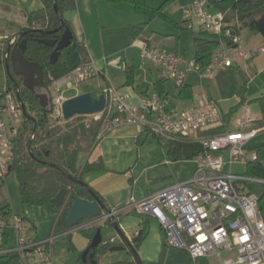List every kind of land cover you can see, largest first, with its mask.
<instances>
[{
	"label": "crops",
	"instance_id": "1",
	"mask_svg": "<svg viewBox=\"0 0 264 264\" xmlns=\"http://www.w3.org/2000/svg\"><path fill=\"white\" fill-rule=\"evenodd\" d=\"M164 1L153 6L148 0V4L152 8H159ZM191 1L176 0L165 9L168 19L155 17L149 20L128 2L75 0L76 7L65 11L63 15L75 36V41L63 52L68 70L92 61L100 71L99 75L92 77L97 78L100 90L105 85L113 86L125 96L128 106H140L146 96L159 94L157 83L162 79L159 66L142 58L141 48L144 43L174 51L187 59H194L193 36L203 29L199 25L190 28L185 24L184 7ZM42 7L41 0H21L17 7L18 17L12 21L11 33L0 37H12L17 34L20 27L27 25L28 13ZM210 11L219 12L215 8ZM138 25H144V28L140 35L135 36L133 28ZM238 37V43L248 50V55H238L229 50L228 55L233 65L223 68L214 78H208L193 70L187 74L182 86L169 79L160 84L164 91L162 97L167 101V108L171 112L179 113L216 102L221 112L216 122L203 127L187 140L161 138L147 128L135 124H123L107 132L104 128L101 130L97 143L80 164L86 160L90 163L103 162V170L86 172L83 180L104 198L109 208H117L142 199L149 193L190 181L197 168L196 157L203 149L202 138L218 135L211 133L212 130L221 126H226L225 132L245 130L240 126L239 120L248 116L254 117L257 120L255 125H259L257 123L262 119V110L255 100L264 96V89L256 91V84L264 80V52L259 51L264 44V26L256 31L243 27ZM76 43L86 48L87 57L80 52ZM127 67L134 68L133 84L128 83ZM244 81L247 82V87L241 95L239 92ZM185 86H188L192 93L189 98L180 96ZM234 107H237L235 113L225 120L224 116ZM112 113H116V105H113ZM27 218L36 228L34 220ZM118 220L130 238L141 231L144 222L148 223V233L138 248L143 264H195V260L185 250L166 242L165 232L155 218L136 209H129L120 213ZM97 225L102 226L104 241L121 242L114 228L105 225V221ZM10 231L15 235L14 241H11V237L8 243H3L0 239V249L2 246H15L16 232L14 229ZM70 235L75 249L61 251L55 244L52 264H77L82 252L91 243L82 233L71 231ZM29 236L45 237L38 234ZM133 260L135 258L128 249L109 250L100 257L99 263L115 264ZM205 260L208 264L217 263Z\"/></svg>",
	"mask_w": 264,
	"mask_h": 264
},
{
	"label": "built area",
	"instance_id": "2",
	"mask_svg": "<svg viewBox=\"0 0 264 264\" xmlns=\"http://www.w3.org/2000/svg\"><path fill=\"white\" fill-rule=\"evenodd\" d=\"M184 19L190 28L196 22L201 29L218 34L227 26L223 13L211 12L203 0H192L187 4L184 7ZM227 34L232 37L236 46L222 45L206 71H202L194 59H187L174 51L149 43L142 45L141 56L159 66L162 79L175 80L181 86L187 74L193 70L208 78H214L223 68L233 65L228 55L229 50L238 55L246 56L249 53L238 43L237 34L233 35L230 30H227ZM9 41L16 40L10 37ZM259 51L264 52V44ZM99 73L97 66L88 61L54 80L52 87L56 95L51 93L54 109L60 110L66 100L64 86L75 88ZM101 92L107 100V116L104 120L106 132L123 124H135L147 128L161 138L187 140L221 116L216 102L173 113L167 108V101L157 93L146 96L140 106H128L125 96L115 87L105 85L101 87ZM113 105H116L114 114ZM103 112L93 114L94 118L100 119ZM22 120L24 121V113L19 89L9 88L5 84L0 87V189L10 173L14 159V140L21 128L18 129L17 124ZM256 122L255 118L248 116L239 120L240 126L245 130L203 137V149L196 157L197 168L190 181L149 193L142 199L113 208L101 219L81 221L65 235L71 231L88 229L101 221L118 218L126 210L136 209L155 218L165 232L166 242L185 250L195 261L209 259L217 262L210 264H264V215L260 206L261 198L248 185L249 181L264 183V180L232 170L235 162L258 161L256 151L250 156L246 153L247 143L264 129L255 125ZM221 150H229L230 171H224L227 161L223 156L214 155ZM27 227V223L20 216H6L0 210L1 241L6 228L16 232L15 246H2L0 254H18L19 260L15 264H52L53 247L60 236L50 235L40 239L23 235L22 232Z\"/></svg>",
	"mask_w": 264,
	"mask_h": 264
},
{
	"label": "trees",
	"instance_id": "3",
	"mask_svg": "<svg viewBox=\"0 0 264 264\" xmlns=\"http://www.w3.org/2000/svg\"><path fill=\"white\" fill-rule=\"evenodd\" d=\"M43 7L39 10L29 12L28 22L26 26L19 28V32H24V35L18 40H27V49L25 57L34 62H39L44 67L45 84L50 88L53 81L61 78L69 72L66 63L63 59L64 48L60 51L57 61L52 64L49 60L51 53L54 51L57 43L62 37L66 28L71 32L67 21L64 18V12L76 7L75 0H41ZM109 2L119 3L128 2L134 5L136 11L148 17L149 20L155 17L167 18L165 9L176 0H165L159 8H152L148 4V0H106ZM55 3L58 13L55 11ZM208 6L222 12L227 26L218 34L208 30H200L193 36L194 43V60L200 66L202 71H206L213 60L216 51L222 46H236V43L231 36L227 34L230 30L233 35L239 33L243 27L250 28L254 31L259 30L264 26V0H208ZM58 31H55L58 29ZM144 25L134 26L133 33L135 36L140 35ZM11 37V36H10ZM7 37L2 49V64L5 69V53L7 49ZM56 40L54 46L47 45L42 40ZM71 44L75 41L74 33L72 32ZM80 52L87 57L86 48L76 43ZM1 57V58H2ZM88 62V61H87ZM127 80L129 84L134 83V68L127 67ZM12 76L6 70V84L9 88L19 89L20 98L26 103L27 111L31 115L26 120L25 126L20 128V133L14 140V159L11 165L10 172L16 171L21 189V198L24 204H47L52 203L54 198L61 189L68 190L65 201L62 205L56 206L58 216L51 235H58L59 238H67L70 249H75L71 235L66 232L74 227L68 226L67 217L73 205L75 198L82 197L94 199L89 189V185L84 184L83 175L86 172L94 170H103L104 164L102 161L90 163L88 160L79 164V156L84 152V146L81 143V138L89 140L88 152L97 143V137L104 128V120L107 116V109L102 113L100 119H93L89 129L84 125H80L82 129H73L68 124L66 130L55 128L49 121V115L53 112L54 107H43L40 99L35 92L26 88L23 84V77L16 76L10 69ZM166 79H160L157 83L158 93L162 96L164 91L160 84ZM40 87L36 88L39 91ZM246 90V81L240 89V94L243 95ZM192 93L188 86L182 88L180 96L183 98L191 97ZM261 106L262 119L259 120V125L264 127V96L255 100ZM237 107L230 110L229 114L225 115V120L230 118L236 111ZM82 116V115H79ZM226 131V126H221L211 131V133L219 134ZM87 152V153H88ZM42 161L50 162L53 165H47ZM57 165L58 167H56ZM247 173L252 177L264 178V164L258 161L247 162ZM72 176L73 178H69ZM99 200L105 204L104 198L95 190H93ZM106 205V204H105ZM0 210L6 215H13L11 205L8 201L0 200ZM92 219V217L88 218ZM86 219V220H88ZM118 220V218H116ZM85 221V220H83ZM119 221V220H118ZM105 225L112 226V219L105 221ZM102 226L94 225L88 229H83L80 232L90 240L94 237L97 229ZM113 227V226H112ZM148 233V223L144 222L141 227V235L138 241L134 243L135 249L138 251L140 243ZM11 237V231L6 228L2 235L3 243H8ZM121 243V242H120ZM115 241H102L100 245L91 250L94 253V258L99 263L100 257L108 252L110 248L116 244ZM131 255L132 252L129 251ZM19 260V255L16 253L0 254V264H15ZM195 264H208L205 259H198ZM77 264H85L81 258ZM115 264H137L133 261H121Z\"/></svg>",
	"mask_w": 264,
	"mask_h": 264
},
{
	"label": "water",
	"instance_id": "4",
	"mask_svg": "<svg viewBox=\"0 0 264 264\" xmlns=\"http://www.w3.org/2000/svg\"><path fill=\"white\" fill-rule=\"evenodd\" d=\"M55 11L56 13H58L56 3ZM58 30L59 28L55 31ZM23 35L24 32H18L17 34L12 36V38H15L16 41H9L7 44V55L5 57L6 70L11 76L12 73L10 72V69H12L13 73L16 76L23 77L24 86L35 92L36 96L40 99L41 105L43 107H49L50 105H52V95L50 88L45 84L44 67L41 63L30 61L25 57L27 40L23 39L21 41H18ZM71 40L72 32L68 28L64 30L62 37L58 43L56 42V40H42L43 43L50 46H54L57 43L54 51L49 57V60L52 64L57 61L60 51L71 45ZM37 87H40L39 91H36ZM106 103V96L103 93L99 96H94L92 93L88 92L83 93L66 99L62 103V115L64 119L69 120L75 115L98 114L105 110ZM21 104L24 113V121L21 127H24L26 120L30 118L31 115L28 113L27 105L22 99ZM42 163L50 166L53 165L52 163L45 161H42ZM55 166L58 167L57 165ZM69 178L72 179L73 177L69 176ZM89 191L94 198L93 200L82 197L75 198L67 217L69 227L77 226L81 221L86 220L90 217L101 219L105 214H109L111 212V208L103 204L92 189H89ZM67 193L68 190L66 188L61 189L53 200L54 204L56 206L62 205L66 199ZM112 226L116 231L117 236L120 238L121 244L112 246L110 250L121 251L128 249L132 252L137 264H143L141 258L139 257L138 251L134 247V243L140 238L141 231L138 232V234L133 238H130L121 228L120 223L116 218L112 219ZM103 240L102 228L99 227L96 234L92 238L90 245L81 254V258L85 264H97V260L94 258V253H91L90 251L95 250Z\"/></svg>",
	"mask_w": 264,
	"mask_h": 264
},
{
	"label": "rangeland",
	"instance_id": "5",
	"mask_svg": "<svg viewBox=\"0 0 264 264\" xmlns=\"http://www.w3.org/2000/svg\"><path fill=\"white\" fill-rule=\"evenodd\" d=\"M162 0H150L151 5L157 6L161 3ZM205 1L207 8L210 10L213 8L208 6V0ZM21 0H0V35L3 34H10L12 30V21L18 17L19 9L17 7L20 5ZM165 24V23H164ZM197 23H194V28L197 27ZM6 38L0 39V87H3L6 84V69L4 65L2 64V60L4 59L2 57V49H3V42ZM2 57V58H1ZM261 82L256 84V91H261V88L264 89V80H260ZM244 85V84H243ZM247 87V82H246ZM65 96L69 99L74 95H77L79 93L88 92L92 93L94 96H98L101 94V90L99 87V82L97 78H89L79 84L75 88H67L66 86L63 87ZM50 91L53 96L56 95V92L54 90V87H50ZM53 112L49 115V121L51 125L55 128H61L62 130H66L68 127V124H70V127L76 130L80 131L82 130L80 128V125H84L85 128L89 129L92 120L94 119L93 115H75L69 120L64 119L62 115V110H58L57 108L52 109ZM254 118V117H253ZM23 123V120L20 121L17 124L18 129L21 127ZM259 124V123H257ZM261 126V125H259ZM81 143L84 146V152H82L79 156L78 163L80 164L83 161L84 156L88 152V145L89 140L85 138H81ZM253 151H256L258 153V162H261L264 164V129L258 133V135L248 142L246 153L248 156L252 154ZM229 150H221L219 152L214 153V155H223V158L225 161H227L226 166L224 168V171H230V165L228 161L230 160V156L228 155ZM221 155V156H222ZM232 170L235 173L247 175L249 177H252L248 175L247 173V162L245 161H238L235 162ZM258 179L259 177H254ZM259 180H264V178H259ZM249 187L252 189V191L261 198L260 206L263 211L264 215V183L258 182V181H249L248 182ZM0 200L1 201H8L11 205L13 214H16L23 218L25 220V223H27L28 228H25L23 230V235H40L45 236L44 238H47L50 236L53 232L54 225L58 216L57 208L52 203L47 204H24L22 202L21 198V189H20V182L17 176L16 171L10 172L6 179L5 183L0 189ZM27 217H30L34 220V223L36 224V228L32 226L31 222H29V219ZM102 224V223H101ZM78 233H81L80 231H76ZM105 235V234H104ZM15 235L11 234V241L13 242ZM40 238V239H44ZM57 245L58 250H68L69 243L67 238H59L55 242ZM54 244V245H55ZM55 245V246H56ZM64 248V249H63ZM226 254H224L225 256Z\"/></svg>",
	"mask_w": 264,
	"mask_h": 264
}]
</instances>
